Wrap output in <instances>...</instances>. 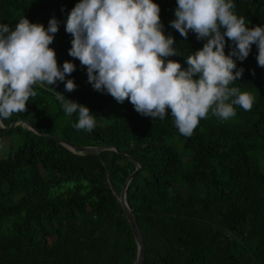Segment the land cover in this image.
Masks as SVG:
<instances>
[{
    "label": "trees",
    "instance_id": "obj_1",
    "mask_svg": "<svg viewBox=\"0 0 264 264\" xmlns=\"http://www.w3.org/2000/svg\"><path fill=\"white\" fill-rule=\"evenodd\" d=\"M78 0H0V23L14 27L22 17L58 32L49 45L58 66L68 60L76 89L64 82L36 85V96L17 120L35 125L0 127V264H134L136 242L116 195L128 181L124 199L141 232V264H264V68L257 46L244 61L233 86L255 96L250 111L236 106L225 122L209 114L194 133H179L170 113L152 120L129 100L118 103L93 89L87 71L68 54L65 31ZM165 35L181 55L167 59L187 68L185 57L203 46L193 32L187 39L171 27L176 0H154ZM248 27L264 26V0H233ZM223 31V29H222ZM225 54L233 46L225 37ZM57 92L89 108L96 127L77 130V114L65 115ZM49 136L75 146H113L95 154L75 153Z\"/></svg>",
    "mask_w": 264,
    "mask_h": 264
},
{
    "label": "clouds",
    "instance_id": "obj_2",
    "mask_svg": "<svg viewBox=\"0 0 264 264\" xmlns=\"http://www.w3.org/2000/svg\"><path fill=\"white\" fill-rule=\"evenodd\" d=\"M176 5L171 27L185 40L191 31L205 41L185 57L186 69L167 59L181 53L173 47L174 38L164 34L154 0H78L65 31L72 37L68 54L86 68L94 90L118 103L129 100L136 112L152 120L170 113L179 133L190 137L209 114L225 122L237 115L236 106L252 109L255 96L233 86L244 71L233 57L244 61L255 44L257 64L264 68V26L248 27L235 13L233 0H176ZM58 24L55 17L47 28L26 17L14 27L0 23V126L26 111L36 85L60 81L65 91L76 89L72 79H65L75 65L66 60L58 66L49 47ZM225 37L233 45L227 55ZM57 93L65 115L78 116L73 127L91 132L96 119L89 108Z\"/></svg>",
    "mask_w": 264,
    "mask_h": 264
},
{
    "label": "water",
    "instance_id": "obj_3",
    "mask_svg": "<svg viewBox=\"0 0 264 264\" xmlns=\"http://www.w3.org/2000/svg\"><path fill=\"white\" fill-rule=\"evenodd\" d=\"M17 124H21L26 126L28 129L32 130L33 132H35L36 134H42L38 128L33 125L32 123L25 121V120H17L15 122L10 123L8 126L4 127V126H0L1 128H12L14 126H16ZM51 138H53L54 140H56L57 142H59L61 145H63L64 147H66L67 149H69L72 152L75 153H83V152H87L90 154H95L100 150L103 149H112L115 150L116 149L113 146H75L63 139L54 137V136H49ZM121 155H123L127 160L132 161L135 164L134 170L128 174V176L126 177V179L124 180L119 193L116 195V198L118 200V202L120 203L122 210L126 216V219L130 225L131 231L133 233V237L134 240L136 242V258L134 261V264H141L143 257H144V242H143V238L141 235V232L139 230V227L136 223L135 218L133 217L129 207L127 206L125 199H124V194H125V189H126V185L128 183V181L132 178L133 174L135 173V171L138 169L139 165L129 156L125 155L123 152L118 151Z\"/></svg>",
    "mask_w": 264,
    "mask_h": 264
},
{
    "label": "rangeland",
    "instance_id": "obj_4",
    "mask_svg": "<svg viewBox=\"0 0 264 264\" xmlns=\"http://www.w3.org/2000/svg\"><path fill=\"white\" fill-rule=\"evenodd\" d=\"M7 143V139H0V150H3Z\"/></svg>",
    "mask_w": 264,
    "mask_h": 264
}]
</instances>
